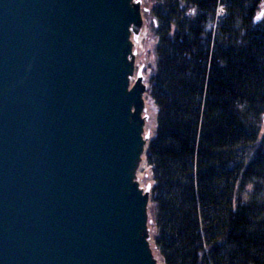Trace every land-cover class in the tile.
Wrapping results in <instances>:
<instances>
[{
    "label": "water",
    "instance_id": "water-1",
    "mask_svg": "<svg viewBox=\"0 0 264 264\" xmlns=\"http://www.w3.org/2000/svg\"><path fill=\"white\" fill-rule=\"evenodd\" d=\"M111 3L0 0V264H144L118 183L130 93L114 121L107 103Z\"/></svg>",
    "mask_w": 264,
    "mask_h": 264
},
{
    "label": "trees",
    "instance_id": "trees-1",
    "mask_svg": "<svg viewBox=\"0 0 264 264\" xmlns=\"http://www.w3.org/2000/svg\"><path fill=\"white\" fill-rule=\"evenodd\" d=\"M147 1L154 249L264 264V0Z\"/></svg>",
    "mask_w": 264,
    "mask_h": 264
},
{
    "label": "rangeland",
    "instance_id": "rangeland-1",
    "mask_svg": "<svg viewBox=\"0 0 264 264\" xmlns=\"http://www.w3.org/2000/svg\"><path fill=\"white\" fill-rule=\"evenodd\" d=\"M221 5L217 6L216 15L223 14ZM112 18L117 24L118 46L121 76L128 71L132 79L130 87V124L131 136H141L143 143L151 140L155 129L156 110L147 96L148 80L152 72V43L147 32V0H112ZM144 27V34L140 39V31ZM128 32L129 44L125 43ZM117 51L116 46L114 47ZM153 186L151 173L145 167L141 171L140 182H133L124 197L127 211L130 215L131 236L135 240L138 256L144 264H163L160 256L154 249V228L150 212V191Z\"/></svg>",
    "mask_w": 264,
    "mask_h": 264
},
{
    "label": "bare ground",
    "instance_id": "bare-ground-1",
    "mask_svg": "<svg viewBox=\"0 0 264 264\" xmlns=\"http://www.w3.org/2000/svg\"><path fill=\"white\" fill-rule=\"evenodd\" d=\"M140 33V39H142L144 34V27H142ZM125 43L129 44L130 41L128 39V32L126 34ZM85 55L90 50L89 44L86 45ZM120 49V46H119ZM86 57H84L85 61ZM124 75L121 76L120 71L117 72L116 76L113 80V91L110 92V97L108 98L107 103L110 107L112 121L117 119L118 108L120 107L123 98L131 93L132 88L130 87V82L132 79L128 76V71H123ZM130 122L129 119L126 120L125 124L127 125ZM128 143L124 141V138L121 139V148H117L119 158L118 162L123 167V172L119 176L118 183L122 185L125 190L130 186L133 182H140L141 171L145 167V152L147 142L143 143L141 141V136L138 138L131 137L130 133L127 136Z\"/></svg>",
    "mask_w": 264,
    "mask_h": 264
}]
</instances>
